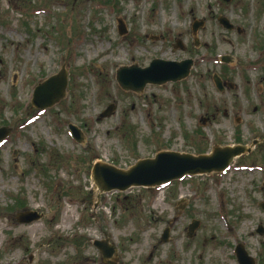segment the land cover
<instances>
[{
    "label": "rangeland",
    "instance_id": "1",
    "mask_svg": "<svg viewBox=\"0 0 264 264\" xmlns=\"http://www.w3.org/2000/svg\"><path fill=\"white\" fill-rule=\"evenodd\" d=\"M155 59L194 66L186 80L141 94L119 87L120 67ZM62 69L65 98L33 107L34 89ZM3 128L0 264H109L93 246L106 238L115 264H238V244L264 264V0H0ZM238 141L251 153L220 175L97 197L95 163L127 170L163 151L198 156ZM26 211L43 218L19 224Z\"/></svg>",
    "mask_w": 264,
    "mask_h": 264
},
{
    "label": "water",
    "instance_id": "2",
    "mask_svg": "<svg viewBox=\"0 0 264 264\" xmlns=\"http://www.w3.org/2000/svg\"><path fill=\"white\" fill-rule=\"evenodd\" d=\"M229 3L232 0H224ZM220 25L232 30L233 26L229 21L220 17ZM204 21H195L192 25L193 35L204 28ZM118 31L120 36L127 34V29L123 22L118 21ZM174 49L184 51L181 42H177ZM223 61L228 62L227 58ZM193 67L191 59L182 62H172L160 59L153 60L147 68H140L137 65L124 66L118 69L116 80L120 88L126 92L141 94L147 85L162 86L167 83H176L186 79L190 75ZM215 85L219 91H224V85L218 76L214 77ZM67 88V73L64 69L57 75L38 85L33 93L32 105L38 109H46L59 103L65 98ZM115 111V106L111 105L101 114V118L111 116ZM69 130L77 143H82L84 138L81 131L70 125ZM9 134L8 129H0V142ZM257 144L254 142L253 146ZM252 146V147H253ZM251 148L247 146H216L211 153L205 155H190L177 152L163 151L153 158L137 161L127 170L119 169L105 163H96L92 168V179L97 187L98 194L110 192H126L132 188H154L182 180L187 177L212 175L227 170L236 158L251 153ZM264 210V203L260 204ZM43 216L35 212H25L17 215V222L20 224L31 223L40 220ZM199 226L198 221H194L189 226L188 236L193 237ZM258 234L263 235L264 229L259 226ZM105 242H95L94 246L101 252L103 262L108 259L116 260L113 246ZM162 242L168 241V231L164 232ZM238 264H255L244 249L239 244L235 249ZM114 264V263H113Z\"/></svg>",
    "mask_w": 264,
    "mask_h": 264
},
{
    "label": "bare ground",
    "instance_id": "3",
    "mask_svg": "<svg viewBox=\"0 0 264 264\" xmlns=\"http://www.w3.org/2000/svg\"><path fill=\"white\" fill-rule=\"evenodd\" d=\"M37 229H38L37 226L33 225V226L29 227L28 230L31 231L33 234H35Z\"/></svg>",
    "mask_w": 264,
    "mask_h": 264
},
{
    "label": "trees",
    "instance_id": "4",
    "mask_svg": "<svg viewBox=\"0 0 264 264\" xmlns=\"http://www.w3.org/2000/svg\"><path fill=\"white\" fill-rule=\"evenodd\" d=\"M238 142H240V141H238Z\"/></svg>",
    "mask_w": 264,
    "mask_h": 264
}]
</instances>
